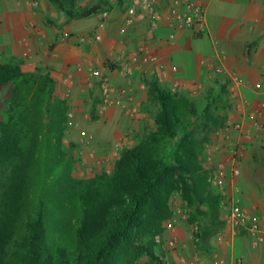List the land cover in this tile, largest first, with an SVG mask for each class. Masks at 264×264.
<instances>
[{"label": "trees", "instance_id": "trees-1", "mask_svg": "<svg viewBox=\"0 0 264 264\" xmlns=\"http://www.w3.org/2000/svg\"><path fill=\"white\" fill-rule=\"evenodd\" d=\"M47 1L67 21L111 9L109 0L84 6ZM145 83L158 106L154 127L123 148L110 170L77 179L61 149L69 104L56 97L55 78L39 68L26 70L20 57L2 53L0 264H140L142 257L147 264L160 262L155 237L166 232L176 192L192 211L189 223L201 220L197 245H208L223 230L220 198L200 152L227 125L228 85L217 82L215 95L199 108L156 77Z\"/></svg>", "mask_w": 264, "mask_h": 264}, {"label": "crops", "instance_id": "crops-1", "mask_svg": "<svg viewBox=\"0 0 264 264\" xmlns=\"http://www.w3.org/2000/svg\"><path fill=\"white\" fill-rule=\"evenodd\" d=\"M137 1L109 0L111 9L100 31L101 40L86 43L82 37L98 27L102 21L100 14L67 21L64 13L47 0H0L2 53L19 57L27 48L34 51L38 46V53L44 54L51 45L52 54L39 56L35 52L38 61L35 59L37 63H34L55 78L56 97L69 79H63V72L81 81L90 77L84 66L89 59L94 67H101L116 86L124 88L136 105L140 91H147L144 78L150 77H156L162 86L173 92L195 96L216 86L217 82L232 86L234 76L242 81V85L237 86L239 96L245 97L251 106L256 107L264 99V0H195L206 7L205 33L194 35L189 30H178L171 39V28L167 25L152 28L148 17H137L133 26L127 27L123 34L120 32L127 7ZM159 1L161 11L166 10L167 0ZM138 49L143 51L142 57L134 65V74L125 77L120 68L129 63L131 54ZM109 51L116 55V59L110 61L118 66L114 70L106 66ZM196 84L200 89L193 93ZM96 90L100 93L98 85ZM228 117L226 127L212 138L216 135L221 138L230 132L233 138L244 143L242 154L245 156L247 150L264 138V130L251 133L247 119L232 105ZM232 119L237 123L244 121L241 131L229 126ZM96 132L103 136L105 131L96 129ZM249 162L252 169L247 168ZM259 162L261 160L253 156L239 162L238 184L243 192L244 207L258 216L264 230V176L258 174L262 167ZM171 237L179 240V246L176 249L157 246L160 262L154 264H189L191 261L194 264H233L236 259L243 264H264V239L254 245L245 232L235 237L225 236L228 239L212 238L208 245H197L184 227L169 220L163 238Z\"/></svg>", "mask_w": 264, "mask_h": 264}, {"label": "rangeland", "instance_id": "rangeland-1", "mask_svg": "<svg viewBox=\"0 0 264 264\" xmlns=\"http://www.w3.org/2000/svg\"><path fill=\"white\" fill-rule=\"evenodd\" d=\"M77 2L79 5L84 6L90 5L93 3V0H77ZM90 33L91 31L89 33L87 32L86 35ZM24 52L25 54L21 53L18 56L22 59L24 69L26 70L39 68L37 64H35L37 63L35 62V52L39 56H50L52 54L51 45L47 51L45 50L44 54L38 53L40 52L38 46L34 47V51L27 48ZM26 55H31L32 58L29 59ZM106 59H108V54ZM108 62L109 60H106V64H110V62ZM39 69L44 71L42 68ZM94 69L98 72L97 78L93 79L92 77H88V79L86 78L82 81L80 79L76 80L75 76L67 74L66 71L63 72V79H69L67 84L62 87L61 94L57 96L58 98L67 101L69 104L67 129L64 134L61 149L70 157L71 175L77 179L90 178L102 169L110 170L114 160L118 157L123 148L130 147L140 141L145 133V128L152 129L154 127L152 118L158 111L156 103L149 99L147 90L143 92L140 91L142 93V97L139 95L140 100L139 104H137L139 107L138 113L134 117L124 115V113L117 107L108 109L104 114H98L97 106L99 104L100 93H97L96 88L97 85L99 86V80L107 78L110 80L111 84L114 85L116 90L124 88L116 86L114 81L106 75V72L103 71L101 67L100 69L94 67ZM69 75H71V78ZM124 76L126 77V75ZM146 79L148 78H144V80ZM230 88L231 87L228 85L229 96L231 99L230 102L231 105L234 106V109H236V99L232 97ZM216 89L217 88L212 85L207 88L206 92H199V94L195 96H191V94L187 95H190L194 104L201 108L208 97L215 95ZM67 91L70 93V97L68 98L65 97V93ZM236 123L237 122L232 119L230 120L229 126L232 129H235ZM96 129L102 132L105 131L103 136L96 132ZM250 131L251 133H254L256 130L250 126ZM256 140L259 139L256 138ZM239 146H244V143L237 140L236 137L233 138V135L230 132H227L225 136L221 138L216 135L211 139V142L203 150H201V163L207 171L208 169L211 170L215 167L213 165H215L216 162L219 161L224 163L229 161L231 157L236 154V150ZM209 149L210 153L208 152ZM115 152H117L118 155H115ZM252 156L257 160H261L259 165H262V167L258 170V174L264 176V138H261L259 144L255 147H251L247 150V154L245 156L244 153L240 155L239 162L245 157L251 158ZM210 161H212V165L210 164ZM248 167L252 169L250 162L247 165V168ZM240 177L241 175H239V178ZM170 203L173 209V214L170 220L174 225L184 227L188 237H194L201 220L198 218L193 223H189L188 219L191 217L192 211L185 206L181 200L179 192L173 194ZM183 214L186 215V218L182 217ZM220 234H222V231L215 236L214 239L221 240L219 237ZM52 237L54 240L56 239V236ZM223 239L228 238L224 237ZM156 253H159L157 247ZM138 262L140 264H147L148 260L147 258L142 257L138 260Z\"/></svg>", "mask_w": 264, "mask_h": 264}, {"label": "built area", "instance_id": "built-area-1", "mask_svg": "<svg viewBox=\"0 0 264 264\" xmlns=\"http://www.w3.org/2000/svg\"><path fill=\"white\" fill-rule=\"evenodd\" d=\"M161 3L159 0H138L126 9L124 15V27L120 30L123 34L126 28L133 26L137 17H148L149 23L152 28L160 25H167L172 29L169 38H174V32L178 30H189L194 35L205 33L206 25V7L203 3L195 0H167V9L161 11ZM102 21L98 27L91 31L90 34L82 37L83 41H100V31L104 28V21L109 17V13L104 11L100 13ZM143 51L136 50L131 54L128 64H123L120 72L126 76L134 74V65L142 57ZM2 50L0 48V58ZM31 58V55H26ZM220 58H223L220 56ZM109 62L116 59L114 51L108 53ZM84 66L89 72V76L96 79L98 72L94 69L93 61L87 59ZM217 73V71H215ZM233 85L230 86L231 95L236 99V109L247 119L250 126L257 131L264 130V99L261 100L256 107L250 105L249 101L239 96L238 87L242 85V81L237 77H232ZM235 86V87H234ZM238 86V87H237ZM237 87V88H236ZM200 85H194L193 93L199 91ZM99 104L97 106V113L104 114L108 109L117 107L128 117H134L138 113V105L134 104L125 89L116 90L114 85L111 84L107 78L99 80ZM65 97H70L69 91L65 93ZM244 121L236 123L235 129L241 131ZM243 146H239L236 154L231 157L227 162H216L213 169H208V181L213 191L220 198V213L224 221L221 240L225 236L235 237L243 232L247 233L251 238L254 245H258L264 239V230L261 227L258 216L247 210L243 204V192L238 184L240 175L239 170V157L242 153ZM210 153V149L208 150ZM117 152H115V155ZM118 155V154H117ZM212 165V161H210ZM186 218V215H182ZM156 245L163 247L165 245L168 249H176L179 246V240L175 237L164 239L163 237H155ZM189 264H194L191 261ZM233 264H243L241 260L236 259Z\"/></svg>", "mask_w": 264, "mask_h": 264}]
</instances>
